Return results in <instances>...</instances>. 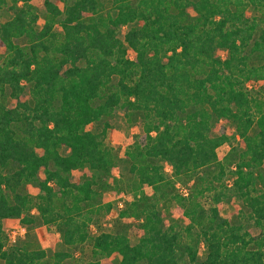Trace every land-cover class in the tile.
<instances>
[{"label":"trees","instance_id":"16d2710c","mask_svg":"<svg viewBox=\"0 0 264 264\" xmlns=\"http://www.w3.org/2000/svg\"><path fill=\"white\" fill-rule=\"evenodd\" d=\"M61 1L0 0V260L264 264V0ZM117 109L142 123L123 149L141 190L113 232L91 235L110 210L102 189L118 185L105 142ZM220 120L233 130L212 135ZM228 194L244 220L219 214ZM159 203L186 221L166 224ZM8 218L66 248L7 246Z\"/></svg>","mask_w":264,"mask_h":264},{"label":"rangeland","instance_id":"374dc122","mask_svg":"<svg viewBox=\"0 0 264 264\" xmlns=\"http://www.w3.org/2000/svg\"><path fill=\"white\" fill-rule=\"evenodd\" d=\"M59 6H62L61 0H53ZM39 12L41 14V18L39 20V25L42 23V13L44 12V7L41 2L37 4ZM11 13H2L1 20L4 21L10 17ZM126 28V27H125ZM119 33L120 37H123V31ZM221 56H225V52H219ZM128 56L130 58L135 57V53L132 50H129ZM258 90V87L255 90ZM264 95V92H263ZM111 128L108 130L107 136L105 138V142L108 146L115 148L120 156L118 159V163L115 169V176L117 178V187H113L112 185L102 189V197L99 201V204H110L109 212L105 210L99 216L97 223H91L89 225V232L91 235L97 234L100 231L106 232H113V221L118 213V211L125 206V204L135 197H137L140 193L141 187L138 184L137 179L128 171V163L126 158L123 156V149L127 146L129 138L134 135L142 133V123L139 118L129 121L125 117L122 110L117 109L114 114L110 117ZM224 126L226 129L233 130V127L223 120L216 122L212 129V135H216L219 133L220 127ZM89 129L94 130V125L90 124L88 126ZM233 145L238 146V148H242L243 144L239 139H236L233 142ZM228 146H224L218 150V154L220 156L224 155L227 150ZM62 153H66L65 149L61 150ZM86 169H77L72 172L71 179L73 181H81L82 175ZM167 175L170 176V171L167 167L166 169ZM261 172L264 174V163L261 168ZM42 175V173H41ZM228 183H230L228 181ZM181 192L185 193L184 188H180ZM167 207H163L159 203V207L163 210V219L166 224H169L174 221H186V219H182L176 212H175V203H167ZM242 206L241 200L228 194L226 200L222 201L218 204L219 214L222 217L229 218L233 221L237 219L244 220L239 213V208ZM9 221L3 222V231L7 236V246L9 244H14L15 242H23L25 241L30 248L41 247L47 250L49 253L64 250L66 247L61 241L59 237V233L54 231L53 229L50 230L44 224L37 222L31 227H26L23 224H20L18 219L15 218H8ZM253 233H257V228H252ZM130 239L132 243H136L138 240V235L134 233H130ZM79 251L76 252V256H79ZM89 251H86V257L88 258ZM199 256L202 259L204 257V247L201 245ZM111 262L117 263V258L115 256L111 257ZM0 264H6L4 261L0 260Z\"/></svg>","mask_w":264,"mask_h":264},{"label":"crops","instance_id":"0c3cea01","mask_svg":"<svg viewBox=\"0 0 264 264\" xmlns=\"http://www.w3.org/2000/svg\"><path fill=\"white\" fill-rule=\"evenodd\" d=\"M9 220H10V219H4L3 222H4V221H9Z\"/></svg>","mask_w":264,"mask_h":264},{"label":"built area","instance_id":"2783aa9c","mask_svg":"<svg viewBox=\"0 0 264 264\" xmlns=\"http://www.w3.org/2000/svg\"><path fill=\"white\" fill-rule=\"evenodd\" d=\"M185 190V189H184Z\"/></svg>","mask_w":264,"mask_h":264}]
</instances>
